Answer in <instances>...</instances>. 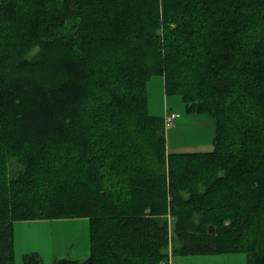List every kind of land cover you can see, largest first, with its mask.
I'll return each mask as SVG.
<instances>
[{"label":"trees","instance_id":"16d2710c","mask_svg":"<svg viewBox=\"0 0 264 264\" xmlns=\"http://www.w3.org/2000/svg\"><path fill=\"white\" fill-rule=\"evenodd\" d=\"M155 75L211 149L167 151ZM53 218H86L89 252L51 264H264V0H0V264Z\"/></svg>","mask_w":264,"mask_h":264},{"label":"rangeland","instance_id":"374dc122","mask_svg":"<svg viewBox=\"0 0 264 264\" xmlns=\"http://www.w3.org/2000/svg\"><path fill=\"white\" fill-rule=\"evenodd\" d=\"M146 94L147 111L149 113L161 117H164L166 111H173L176 114L173 127L165 128L163 124L164 135L166 139V149H169V151H193L198 149L197 147L199 146L204 147L205 142L213 138L214 124L212 116L207 113H187L184 109V103L179 95L171 93L166 94L164 92L160 75H155L148 80ZM211 147L212 144L209 148H207V150L211 149ZM72 219L75 221H72L70 223V226L74 228V230H72L75 232V236L79 233V240L75 239V243L78 241L77 246L82 247L85 234L83 233L81 227L85 224V220L87 219ZM172 223V217H168L169 238L172 232ZM55 227L56 225L53 228ZM35 228H39L42 230L44 229L43 231H47L50 229V226L36 225V223H15V230L13 233H15V243L17 248L14 254V264H24L22 259L23 249H33L37 247L39 248L40 257L42 260L41 263L51 264V245L49 246L47 242L44 243L41 239V235H35ZM61 229H64V226H62ZM70 241H68L67 243L70 244ZM69 244H67V246ZM53 248H57L56 245H53ZM77 248L78 247H76L75 250ZM170 249L171 246L169 243V252L171 251ZM235 254H239L240 256L245 257V253L243 252H238ZM64 256L71 258L74 257L70 249L68 250V252H65ZM178 257L179 256H174L171 259L175 260ZM172 260H170V264Z\"/></svg>","mask_w":264,"mask_h":264},{"label":"crops","instance_id":"0c3cea01","mask_svg":"<svg viewBox=\"0 0 264 264\" xmlns=\"http://www.w3.org/2000/svg\"><path fill=\"white\" fill-rule=\"evenodd\" d=\"M162 85H163V78L161 76ZM178 122V121H177ZM214 124V120H213ZM174 126V125H173ZM212 144V139L207 140L205 142L204 147H197L199 151H205L207 148H209ZM169 151V149H167ZM86 219V218H85ZM73 220L72 218H53V219H36V220H27V221H16L13 223V232L15 230V223H36V225H43V226H50V229L47 231H43L42 229L35 228L36 231L35 235H41V239L43 242H47L48 245H51L50 250V260L54 256H64L65 252L70 251L76 258H84L88 255L89 252V241H88V223L87 220H85V224L81 227L83 233L85 234V238H83V245L82 247L77 246L78 241L75 243V239L79 240V233L75 236V232L73 231L74 228H72L70 223ZM56 225L55 228H53ZM64 226V229H61V227ZM73 229V230H72ZM14 236V242H13V249L14 254L16 252V243H15V233H13ZM75 236V237H74ZM71 240V241H70ZM70 241V244L67 243ZM67 244H69L67 246ZM72 244V245H71ZM53 245H56L57 248H53ZM67 246V247H66ZM73 246V247H72ZM78 247L76 250L75 248ZM59 248V249H58ZM66 248V249H65ZM66 250V251H64ZM36 252L39 253V248H33V249H23L22 256L24 253L29 252ZM239 254L235 253H216V254H204V255H185V256H179L177 259L172 260L171 264H244L245 257L238 256ZM80 256V257H78Z\"/></svg>","mask_w":264,"mask_h":264},{"label":"built area","instance_id":"2783aa9c","mask_svg":"<svg viewBox=\"0 0 264 264\" xmlns=\"http://www.w3.org/2000/svg\"><path fill=\"white\" fill-rule=\"evenodd\" d=\"M176 114L173 111H166L163 117V124L165 128H171L174 125Z\"/></svg>","mask_w":264,"mask_h":264},{"label":"water","instance_id":"95a60500","mask_svg":"<svg viewBox=\"0 0 264 264\" xmlns=\"http://www.w3.org/2000/svg\"><path fill=\"white\" fill-rule=\"evenodd\" d=\"M209 232H211V233L213 232V228L211 225L209 226Z\"/></svg>","mask_w":264,"mask_h":264}]
</instances>
